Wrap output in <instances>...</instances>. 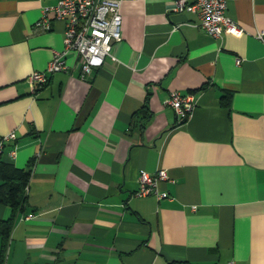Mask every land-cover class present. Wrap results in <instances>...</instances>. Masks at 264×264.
Instances as JSON below:
<instances>
[{"label":"crops","instance_id":"crops-1","mask_svg":"<svg viewBox=\"0 0 264 264\" xmlns=\"http://www.w3.org/2000/svg\"><path fill=\"white\" fill-rule=\"evenodd\" d=\"M57 1L0 0L3 156L32 170L23 208L0 204L4 264H264V0H228L244 31L221 37L173 0H124L117 60L82 78L70 52L33 90L64 46L52 10L35 26ZM172 90L195 94L184 121ZM162 168L170 196L136 195Z\"/></svg>","mask_w":264,"mask_h":264},{"label":"built area","instance_id":"built-area-1","mask_svg":"<svg viewBox=\"0 0 264 264\" xmlns=\"http://www.w3.org/2000/svg\"><path fill=\"white\" fill-rule=\"evenodd\" d=\"M124 0H58L51 7L43 9V15L35 22L38 29H49L52 19L48 11L52 10L56 19L65 23L64 46L56 50L47 66L35 70L29 75L33 90L48 83L50 76L59 71L70 72L72 64L68 54L74 52L79 75L88 78L104 64L110 56L117 60L114 45L122 39L121 5ZM176 11L196 12L200 24L210 34L221 37L223 32L241 34L242 26L227 14L228 0H173ZM258 36L264 39V32ZM241 59L237 58V62ZM177 114L180 121L186 120L196 105L195 94L172 90L166 101ZM16 133L10 132L0 137V153H4L6 143L15 140ZM15 156V149L9 151ZM169 179L167 169L162 168L154 173L142 171L139 175L138 196L156 194L158 198L169 197L168 191L159 188V182ZM229 264H235L230 261Z\"/></svg>","mask_w":264,"mask_h":264},{"label":"trees","instance_id":"trees-1","mask_svg":"<svg viewBox=\"0 0 264 264\" xmlns=\"http://www.w3.org/2000/svg\"><path fill=\"white\" fill-rule=\"evenodd\" d=\"M31 172V168L19 167L5 160L3 153H0V204L11 206L15 212L23 208ZM11 228V221L1 222L0 234L8 236ZM4 254L3 248L0 252V264H4Z\"/></svg>","mask_w":264,"mask_h":264}]
</instances>
